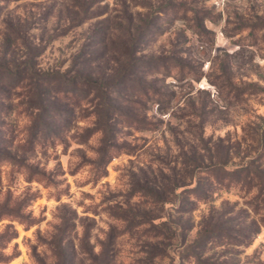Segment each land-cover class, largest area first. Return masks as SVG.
<instances>
[{
    "label": "rangeland",
    "instance_id": "rangeland-1",
    "mask_svg": "<svg viewBox=\"0 0 264 264\" xmlns=\"http://www.w3.org/2000/svg\"><path fill=\"white\" fill-rule=\"evenodd\" d=\"M15 65L0 264H264L258 187L187 189L222 160L264 172V0H0V78Z\"/></svg>",
    "mask_w": 264,
    "mask_h": 264
},
{
    "label": "trees",
    "instance_id": "trees-1",
    "mask_svg": "<svg viewBox=\"0 0 264 264\" xmlns=\"http://www.w3.org/2000/svg\"><path fill=\"white\" fill-rule=\"evenodd\" d=\"M29 60V59H28ZM21 69H23V67H18V66H14V68H7L6 72L8 73L6 77L4 78H0V81H2L4 83L5 86H10L11 88H17V87H24L25 84H23L26 81V78L21 76L20 78L19 75L17 74L18 71H21ZM27 71L31 69V66L28 65L27 68H25ZM24 72H22L23 74ZM31 74V73H30ZM25 76V75H24ZM52 76H54V74H50L48 73L47 75H41L38 76L37 79H35L34 74L31 75V81H29L27 84L30 85L32 87V89L34 90L33 92H36L37 95H39L38 93L40 92V88L41 86H51V80H52ZM28 77L29 74H28ZM35 79V80H34ZM66 84L64 85L65 87L62 89H58L56 92L57 93H62L66 96L68 95H72L74 93L73 90H70L66 87V85H68V82H65ZM34 95V94H33ZM35 101L33 102H29L32 105V109L37 111V113L35 114V124H40V116H42V113H44L46 111L45 106L43 104V102L39 99V98H34ZM37 124V125H38ZM45 125V124H43ZM42 124L40 126H37L36 130L38 131L39 135L43 134L44 131V126ZM108 130L107 133L110 134L113 131V127L111 124H108ZM226 162L222 160L219 161V163H216L214 165H211V168H205L208 171L209 177L207 179V181L205 183H202L203 185L207 184L206 187L207 188H203L201 186L199 187H190L187 188L190 191V195L195 198V199H202V200H207L210 195H211V190L213 188V184H218V185H222V186H232V185H239L241 188H246V190L252 191L254 189V187H258L259 191L261 193H264V172L262 173L260 170L258 169H251L249 166H243L240 168H228L227 166H225ZM189 167H190V171L191 173L202 169L203 170V165L202 162L199 160H190L189 161ZM213 167V168H212ZM260 173V174H259ZM255 179L258 181L256 182ZM260 180V181H259Z\"/></svg>",
    "mask_w": 264,
    "mask_h": 264
}]
</instances>
